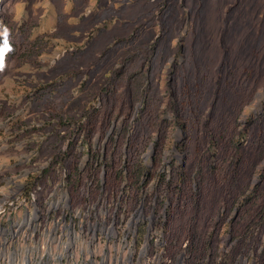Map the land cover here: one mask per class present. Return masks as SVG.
Here are the masks:
<instances>
[{"label":"rangeland","instance_id":"374dc122","mask_svg":"<svg viewBox=\"0 0 264 264\" xmlns=\"http://www.w3.org/2000/svg\"><path fill=\"white\" fill-rule=\"evenodd\" d=\"M46 20H56L57 29L41 33ZM121 68L145 75L143 82L148 77L141 97L132 90L134 105L144 104L152 86L161 119L171 123L163 172L183 167L188 154L187 170L199 168L209 192L194 219L185 212L173 217L171 231L182 228V247L163 250L153 226L151 258L140 264H264V227L242 230L241 238L225 229L245 195L258 194L253 209L264 212V0H0V177L34 148L40 162L53 165L47 176L54 174L73 133L65 120L112 101ZM175 104L191 125L185 148L188 133L173 121ZM122 129L116 121L98 145ZM216 136L221 150L207 147ZM155 156L152 144L142 158L148 176ZM217 160L229 177L216 182ZM158 185V179L143 183L148 204Z\"/></svg>","mask_w":264,"mask_h":264},{"label":"built area","instance_id":"2783aa9c","mask_svg":"<svg viewBox=\"0 0 264 264\" xmlns=\"http://www.w3.org/2000/svg\"><path fill=\"white\" fill-rule=\"evenodd\" d=\"M65 121L73 133L62 158L68 161L74 150L81 156L79 168L84 169L90 159L89 144L82 132L86 117ZM98 139L96 136V144ZM40 158L37 148L21 152L0 177V264L147 263L153 226L161 230L156 232L157 245L168 248L166 214L156 212L157 198L148 204L143 196L130 212L128 204L115 200L113 194L100 190L92 195L88 191L89 200L73 206L69 164L56 161L54 174L47 176L46 170L53 165L40 162ZM150 203L153 210L147 211ZM127 213H131L128 219Z\"/></svg>","mask_w":264,"mask_h":264},{"label":"trees","instance_id":"16d2710c","mask_svg":"<svg viewBox=\"0 0 264 264\" xmlns=\"http://www.w3.org/2000/svg\"><path fill=\"white\" fill-rule=\"evenodd\" d=\"M131 72V70H124V68L119 69L115 78L117 83L113 90L115 97L112 101L105 102L100 109L87 112L84 128L90 150L89 162L84 169H80L81 156L74 150H71L68 160L72 205L77 206L86 203L89 200L87 197L88 191L92 195H96L100 190L104 192L110 190L112 191L111 194L115 196V200L128 204L130 211H133L139 206L144 196L143 183L145 180L147 178L149 180L158 179L159 185L154 191L152 199L163 196L165 201L157 205L156 212L166 214L167 243L175 248L182 247L184 243L181 239L182 228L177 234L174 233V229L171 231L173 217L180 212H185L194 213V219L202 211L203 202L206 201L209 192L205 189L206 182L200 169L195 167L192 172L187 170L188 158H190L188 154L184 166L176 168L172 174H165L161 169L165 163L164 150L168 144L169 133L167 130L171 123L161 119L159 115L160 98L157 94L156 96L150 95L154 92L152 86H149V92L144 95V104L139 108L134 105L133 94L135 92L136 95L141 97L143 92L140 86L146 83L148 77L146 76L143 82L140 77L145 75H137L136 72L131 74ZM133 77L136 79L132 82L131 78ZM246 86L244 83L239 85L243 94H245ZM177 90L178 88L173 86L175 94H177ZM249 102L250 100H247L246 104ZM174 115H176L173 117L174 123L188 133L187 141L182 144V147L185 148L191 144L189 141L192 133L191 125L187 119L181 116L176 104ZM54 119L62 124L65 122L62 117H55ZM116 121L123 123V129L112 140L104 141L102 145L98 146L94 141L95 137L103 134L108 136ZM206 143L207 147H215L221 150L217 136ZM152 144L156 145V156L154 158L156 169L154 173L148 176L142 158L147 149L152 147ZM126 148L129 151L128 156H126ZM61 160L67 163L62 156ZM218 164L219 161L217 160L216 164L212 166L214 171L215 169L220 171L219 173L214 172L215 176L212 173L216 182L219 177L226 178V175L229 177L228 171L224 167L217 168ZM126 183H128V187H125ZM256 195L258 194H249L247 198L246 195L243 196L244 198L239 206L240 210L226 224L225 229L228 233L234 235L240 233L241 238L243 237L242 230H245L247 234V231L253 225L260 228L264 227L262 216L264 212L253 209L260 202V198H256ZM146 210H153L152 203ZM187 229L191 234L194 233L192 228L189 229L188 227ZM188 231L185 229L184 232L188 233ZM192 239L193 236L189 235V243ZM189 243L186 246L188 248Z\"/></svg>","mask_w":264,"mask_h":264},{"label":"crops","instance_id":"0c3cea01","mask_svg":"<svg viewBox=\"0 0 264 264\" xmlns=\"http://www.w3.org/2000/svg\"><path fill=\"white\" fill-rule=\"evenodd\" d=\"M42 27H41V33L48 32V31H53L57 29V22L56 20H46L42 21Z\"/></svg>","mask_w":264,"mask_h":264},{"label":"water","instance_id":"95a60500","mask_svg":"<svg viewBox=\"0 0 264 264\" xmlns=\"http://www.w3.org/2000/svg\"><path fill=\"white\" fill-rule=\"evenodd\" d=\"M183 7H184V8H187L185 4H183ZM189 17H190V16H189V13H188V19H189Z\"/></svg>","mask_w":264,"mask_h":264}]
</instances>
